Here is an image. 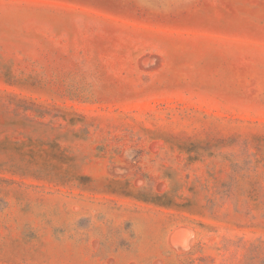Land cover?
I'll return each mask as SVG.
<instances>
[{
	"label": "rangeland",
	"instance_id": "rangeland-1",
	"mask_svg": "<svg viewBox=\"0 0 264 264\" xmlns=\"http://www.w3.org/2000/svg\"><path fill=\"white\" fill-rule=\"evenodd\" d=\"M0 264H264V0H0Z\"/></svg>",
	"mask_w": 264,
	"mask_h": 264
},
{
	"label": "water",
	"instance_id": "water-1",
	"mask_svg": "<svg viewBox=\"0 0 264 264\" xmlns=\"http://www.w3.org/2000/svg\"><path fill=\"white\" fill-rule=\"evenodd\" d=\"M181 227L183 228V227H186V226L183 225V226H179L178 228H181Z\"/></svg>",
	"mask_w": 264,
	"mask_h": 264
},
{
	"label": "bare ground",
	"instance_id": "bare-ground-1",
	"mask_svg": "<svg viewBox=\"0 0 264 264\" xmlns=\"http://www.w3.org/2000/svg\"><path fill=\"white\" fill-rule=\"evenodd\" d=\"M173 240V239H172ZM192 243V242H191ZM183 252V251H182Z\"/></svg>",
	"mask_w": 264,
	"mask_h": 264
}]
</instances>
